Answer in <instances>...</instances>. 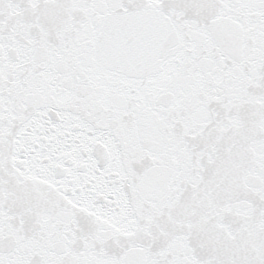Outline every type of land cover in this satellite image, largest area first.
I'll return each instance as SVG.
<instances>
[{"label": "snow or ice", "instance_id": "obj_1", "mask_svg": "<svg viewBox=\"0 0 264 264\" xmlns=\"http://www.w3.org/2000/svg\"><path fill=\"white\" fill-rule=\"evenodd\" d=\"M0 264H264V0H0Z\"/></svg>", "mask_w": 264, "mask_h": 264}]
</instances>
